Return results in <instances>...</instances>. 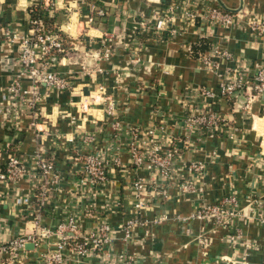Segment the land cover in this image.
I'll use <instances>...</instances> for the list:
<instances>
[{"label": "crops", "instance_id": "crops-1", "mask_svg": "<svg viewBox=\"0 0 264 264\" xmlns=\"http://www.w3.org/2000/svg\"><path fill=\"white\" fill-rule=\"evenodd\" d=\"M42 1L0 0V243L25 239L19 260L1 253L0 264H41L43 254L62 241L58 233L31 241L37 213L51 230L75 215L83 236L103 220L111 224L112 239L99 252L80 257L67 249L65 264H103L104 251L127 253L137 264H264V224L257 220L263 209L258 203L264 204V97H255L247 109L246 96L226 99L217 90L220 73L243 69L251 74L264 65V34L249 27L264 19V0H192L197 11L193 20L184 17L188 0H52L51 6ZM167 2L176 7L169 21L179 29L176 36L155 29ZM212 6L239 13L241 24L203 19ZM33 10L45 29L68 40L70 46L53 70L67 75L71 87L39 84L40 104L21 111L15 121L5 112V97L20 68L19 45L5 31L30 33ZM106 48L111 49L109 57L103 55ZM206 54L214 55L218 71L205 66ZM23 82L31 84L29 78ZM197 88L215 92L209 97L214 110L232 121L236 131L207 136L193 153L180 138V99ZM109 101L115 103L114 115L106 112ZM163 124L179 136L174 177L195 179L194 191L183 192L171 179L160 186L149 184L140 193L134 186L151 174L130 163L128 128L154 126L160 133ZM88 135L95 142L87 143ZM16 148L23 155L39 153L60 174L57 183L46 186L45 204L31 180L1 178L8 153ZM97 148L108 159L107 180L81 186L85 157ZM115 148L120 150L118 164L111 161ZM194 160L204 164L202 172L191 167ZM233 192L240 209L231 226L194 215L200 202ZM138 199L143 201L139 214L134 207ZM161 215L165 218L156 223ZM233 233L241 234L237 243L229 240ZM30 243L34 246L27 247Z\"/></svg>", "mask_w": 264, "mask_h": 264}, {"label": "built area", "instance_id": "built-area-1", "mask_svg": "<svg viewBox=\"0 0 264 264\" xmlns=\"http://www.w3.org/2000/svg\"><path fill=\"white\" fill-rule=\"evenodd\" d=\"M176 1L173 0V2ZM172 3L167 2L165 14L157 16L155 29L160 33L168 32L170 35L176 36L179 29L173 28L169 24V21H173L176 16V7ZM42 4L51 6L53 3L52 0H44ZM196 16L197 11L193 8V1L188 0L187 5H185L184 17L188 20H193ZM202 16L203 19L218 22L222 25L241 24L239 13L227 11L218 6L206 8ZM31 22L33 25L32 29L26 35H20L17 32L8 30L5 31L6 38L11 42L18 41L19 45L20 68L10 78L5 97L6 106H8L5 112L9 116L14 115L13 119L15 121H17L18 114L21 111L28 108L34 109L40 104L41 97L37 93L39 84L44 83L48 87H56L58 89L71 87L67 75L53 70L58 55L67 51L64 37L58 32L45 29L42 18H33ZM249 27L258 34H264V19L251 23ZM104 51L103 55L109 57L111 49L106 48ZM202 59L208 69L218 71L219 64L214 55L206 54ZM25 78L31 80L29 87L24 86L23 81ZM217 90L226 99H238L239 97L246 96L247 103L245 108L250 109V105L255 97H264V65L258 67L251 74L243 69H234L233 71L220 73ZM214 95V91L206 88H197L189 91L180 99L184 113L181 121L183 131L180 138L182 137V143H185L193 153L200 150L199 143H203L207 136L213 137L225 132L233 135L236 131L232 121L222 117L218 111L214 110L209 100V97ZM106 112L109 115L116 114V107L113 101L108 102ZM115 126L118 130L122 127L119 122H115ZM160 128V133L156 132L157 127L155 128L154 126L152 128L141 129L140 131L128 128L129 139L127 150L130 154V163L136 169L143 168L151 174L147 181H135L134 186L140 193L149 184L152 187L160 186L168 179H171L183 192L194 191L196 189L195 179L188 177L179 180L174 177L173 167L180 159L177 146L179 136L169 132L164 124ZM85 141L87 143L95 142L91 135H88ZM115 142L112 143L114 144ZM111 156L112 163L118 164L121 162L120 150L118 148L112 150ZM107 164L108 159L104 151H100L98 148L91 149L81 167L86 177L78 182L79 185L82 186L86 183L102 185V182L107 180ZM191 167L197 172L204 168V164L194 160ZM1 178L8 179L14 183H19L20 180L24 179L31 180L33 189L37 195L36 197L41 204H45L47 199L45 195L47 191L46 186L57 183L60 179V174L57 172L54 163L46 160L39 153L23 155L16 148L9 151L6 171L1 174ZM96 193L95 190L91 192L93 201ZM258 204L263 209L261 213L257 214V220L261 224H264V204ZM134 207L139 214V211L143 208V201L138 199ZM239 209L237 193L233 192L215 201L205 200L200 202L195 208L194 215L206 218L216 226H231ZM164 218L161 215L154 221L158 223ZM34 223L36 231L35 237H32L31 241L35 243L49 238L53 233H58L62 236V241L58 243L56 248L47 250L43 254L41 264H65V251L67 249H70L80 257L95 254L101 250L105 243H108L112 239V226L107 220H103L93 229L88 230L84 236L79 235L77 232L79 221L75 215L68 216L54 230L42 225L40 213H37ZM240 233L231 234L229 240L232 243H237L241 238ZM24 242V238H15L7 243H0V254L9 253L18 261L20 258L19 249L24 247ZM101 257L103 264H137L136 258L127 253L114 255L110 251H104Z\"/></svg>", "mask_w": 264, "mask_h": 264}, {"label": "trees", "instance_id": "trees-1", "mask_svg": "<svg viewBox=\"0 0 264 264\" xmlns=\"http://www.w3.org/2000/svg\"><path fill=\"white\" fill-rule=\"evenodd\" d=\"M32 12H33V13H32V14H33V17L36 18L37 16H39L38 11H34V10H33ZM64 40H65V48L68 49L69 46H70L69 43H68V40H67L66 38H64ZM60 56H61V55H58V58H59Z\"/></svg>", "mask_w": 264, "mask_h": 264}, {"label": "water", "instance_id": "water-1", "mask_svg": "<svg viewBox=\"0 0 264 264\" xmlns=\"http://www.w3.org/2000/svg\"><path fill=\"white\" fill-rule=\"evenodd\" d=\"M34 245L32 243H30L29 245H27V247H33Z\"/></svg>", "mask_w": 264, "mask_h": 264}]
</instances>
